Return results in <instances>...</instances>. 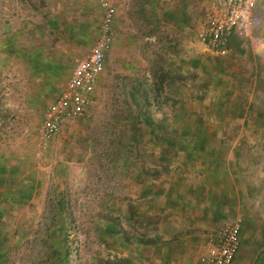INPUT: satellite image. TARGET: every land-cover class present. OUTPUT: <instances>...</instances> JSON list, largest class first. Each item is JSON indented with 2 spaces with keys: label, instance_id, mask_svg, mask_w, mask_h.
Instances as JSON below:
<instances>
[{
  "label": "rangeland",
  "instance_id": "obj_1",
  "mask_svg": "<svg viewBox=\"0 0 264 264\" xmlns=\"http://www.w3.org/2000/svg\"><path fill=\"white\" fill-rule=\"evenodd\" d=\"M210 1L0 0V264H141L145 244L159 255L165 237L181 241L169 254L197 264L239 217L234 264H254L264 249V67L249 77L261 83L247 87L251 102H231L220 67L242 57L207 56L199 33ZM109 7L113 40L94 103L46 139L45 110L100 38ZM207 140L231 148L234 174L244 171L255 192L232 212L227 202L220 223L194 221L182 206L191 149Z\"/></svg>",
  "mask_w": 264,
  "mask_h": 264
},
{
  "label": "built area",
  "instance_id": "obj_2",
  "mask_svg": "<svg viewBox=\"0 0 264 264\" xmlns=\"http://www.w3.org/2000/svg\"><path fill=\"white\" fill-rule=\"evenodd\" d=\"M114 9L107 8L101 36L88 53L77 59L66 85L44 113L42 136L50 139L70 121L83 115L94 103L95 91L105 68L106 52L113 40ZM264 22V0H211L199 39L206 51L226 55L232 38L264 48V37L255 36ZM242 220L223 225L199 257L197 264H233L241 245Z\"/></svg>",
  "mask_w": 264,
  "mask_h": 264
},
{
  "label": "crops",
  "instance_id": "obj_3",
  "mask_svg": "<svg viewBox=\"0 0 264 264\" xmlns=\"http://www.w3.org/2000/svg\"><path fill=\"white\" fill-rule=\"evenodd\" d=\"M261 26L263 29L264 24ZM255 36L260 37L256 34V32ZM229 46V52L226 55L218 56L210 54L208 51H206L208 54L207 56H211L213 62H216V58L225 59L230 55L242 57V59L240 58L241 60H239V63L242 62L243 65L240 67L236 68L233 66L232 69L220 67L221 72H223L225 74L224 76H226L224 81L221 80L223 83L221 85L227 87L228 93H233L232 97L230 98L231 102H240L241 99L246 102L247 98H250L251 96L250 92H246L249 84L251 88L253 87L252 94L256 92V87H259L258 84H261L260 81L257 83L249 77L254 71L257 72L259 67L261 69L264 67L263 64H257L256 62V59L258 58L256 55L257 52H264L260 51L264 50V48L256 50L253 48L250 42L235 37L231 39ZM218 82L221 83L220 81ZM237 89H241V92H237ZM249 98L248 102L251 100H249ZM251 104L252 103H249L247 108H249ZM239 119L244 120L245 116L244 118L239 116ZM217 129H210L208 131L205 129V131L203 130L202 134L206 137L218 136L220 133ZM209 142L207 140L206 143L203 141V143L194 144L193 148L191 149V151H195V153H197V159L187 162L188 168L190 170L187 172V179L185 181L187 183V192L189 194L187 197V206L184 203L182 206L190 209L186 215H192L194 221L203 219L204 216H207V219L210 217L212 222L220 223L223 221L224 216L229 214L230 204H227V202L231 203L230 207L232 208V212L237 206L236 200L250 198L248 195L250 193L254 194L255 192L254 186L252 187L245 184L244 171H241L239 174L237 172L234 174V170H237L238 160H235L234 157H231V148L223 144L210 145L208 144ZM199 153L201 154V158H199ZM241 166L243 167L242 161ZM179 193H177L178 196L176 199L182 196L181 193ZM253 197L254 196H252V198ZM184 198H186V195H183L181 200H185ZM241 220L243 224V219L241 218ZM174 228V225L171 226L170 232H173L172 230ZM177 230L175 231V234H177ZM179 230H181L180 232H183L182 228ZM183 234H187L185 238H187L186 242H189L190 232H183ZM163 240H165V242L160 241L159 244H156L157 250L162 248L161 253L156 256L151 255L149 248L152 245L145 244V253L147 254L143 255L141 264H184L182 255L176 252L169 254L168 251V247L170 245L173 247L177 245L178 247V245L181 244V241L179 239H175L173 241H171V239L167 240L166 237L163 238ZM154 260L157 263H155Z\"/></svg>",
  "mask_w": 264,
  "mask_h": 264
},
{
  "label": "flooded vegetation",
  "instance_id": "obj_4",
  "mask_svg": "<svg viewBox=\"0 0 264 264\" xmlns=\"http://www.w3.org/2000/svg\"><path fill=\"white\" fill-rule=\"evenodd\" d=\"M254 264H264V249L261 250L260 253H258L254 261Z\"/></svg>",
  "mask_w": 264,
  "mask_h": 264
},
{
  "label": "trees",
  "instance_id": "obj_5",
  "mask_svg": "<svg viewBox=\"0 0 264 264\" xmlns=\"http://www.w3.org/2000/svg\"><path fill=\"white\" fill-rule=\"evenodd\" d=\"M149 219V218H148ZM140 243H148V240H143V239H141L140 240Z\"/></svg>",
  "mask_w": 264,
  "mask_h": 264
}]
</instances>
